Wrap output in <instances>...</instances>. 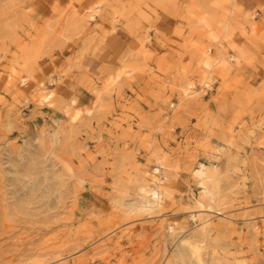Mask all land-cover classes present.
Returning a JSON list of instances; mask_svg holds the SVG:
<instances>
[{
	"label": "rangeland",
	"instance_id": "1",
	"mask_svg": "<svg viewBox=\"0 0 264 264\" xmlns=\"http://www.w3.org/2000/svg\"><path fill=\"white\" fill-rule=\"evenodd\" d=\"M0 264H264V0H0Z\"/></svg>",
	"mask_w": 264,
	"mask_h": 264
},
{
	"label": "bare ground",
	"instance_id": "2",
	"mask_svg": "<svg viewBox=\"0 0 264 264\" xmlns=\"http://www.w3.org/2000/svg\"><path fill=\"white\" fill-rule=\"evenodd\" d=\"M90 16H91V14H90ZM222 57L220 56L218 59H217V61L216 62H214L213 63V65H215V64H217V63H220L221 64V62H222ZM208 62V61H207ZM208 65V64H207ZM212 65V66H213ZM219 66V65H218ZM210 71H211V68L208 70V71H206L207 72V74L203 77L204 78V80H203V83L204 84H206V83H208L207 81H208V78H210L209 77V75H210ZM119 77V70L118 71H116V73L113 75V76H109V77H107V79H105V81H104V83L102 84V89L103 88H106L110 83H112V82H114L117 78ZM203 84V85H204ZM110 88V87H109ZM44 88H42L41 90H43ZM101 89V90H102ZM183 89V94L186 96V94H189L190 93V91L188 90V87H184V88H182ZM98 91V90H97ZM192 91V90H191ZM98 93V92H97ZM191 95H193V94H191ZM184 96V97H185ZM189 96V95H188ZM50 97V93L49 92H47V93H43V92H40V99H41V101H47L48 100V98ZM77 115H78V112L77 111H75V112H73L71 115H69V118L73 121L76 117H77ZM151 195H152V197H153V200H154V202H156V203H160V200L162 199V196H163V194H162V192L160 191V187H157L156 189H154V190H152L151 191ZM126 233V232H125ZM123 234V233H122ZM121 236V235H120ZM119 237V236H118ZM188 251H189V254L192 256V257H194L198 262H202L203 261V259H202V257H201V246L199 245V243H197V242H191V243H189V245H188ZM76 260H74V262H75Z\"/></svg>",
	"mask_w": 264,
	"mask_h": 264
},
{
	"label": "crops",
	"instance_id": "3",
	"mask_svg": "<svg viewBox=\"0 0 264 264\" xmlns=\"http://www.w3.org/2000/svg\"><path fill=\"white\" fill-rule=\"evenodd\" d=\"M115 35H117V34H115ZM97 63V62H96ZM97 64H99V63H97Z\"/></svg>",
	"mask_w": 264,
	"mask_h": 264
}]
</instances>
